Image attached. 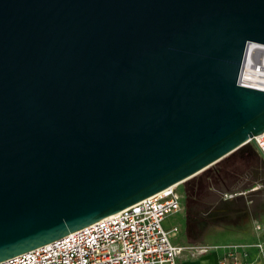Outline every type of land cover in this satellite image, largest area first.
Returning a JSON list of instances; mask_svg holds the SVG:
<instances>
[{"label": "water", "instance_id": "water-1", "mask_svg": "<svg viewBox=\"0 0 264 264\" xmlns=\"http://www.w3.org/2000/svg\"><path fill=\"white\" fill-rule=\"evenodd\" d=\"M264 0H0V263L264 134Z\"/></svg>", "mask_w": 264, "mask_h": 264}, {"label": "built area", "instance_id": "built-area-1", "mask_svg": "<svg viewBox=\"0 0 264 264\" xmlns=\"http://www.w3.org/2000/svg\"><path fill=\"white\" fill-rule=\"evenodd\" d=\"M255 143L264 155V134L256 137ZM234 197L235 194L224 195L226 199ZM181 205L182 197L174 186L0 264H177L185 252L194 248L174 245L169 236L178 229L165 230L162 223L180 212ZM255 230L261 231L259 226ZM223 249L225 253L219 264H249L247 258L252 249L256 250L258 258L264 254V245L259 242ZM199 251L206 252V249Z\"/></svg>", "mask_w": 264, "mask_h": 264}, {"label": "rangeland", "instance_id": "rangeland-1", "mask_svg": "<svg viewBox=\"0 0 264 264\" xmlns=\"http://www.w3.org/2000/svg\"><path fill=\"white\" fill-rule=\"evenodd\" d=\"M263 180V161L249 142L176 186L182 197L181 210L166 218L162 226L165 230L178 228V232L169 236L174 243H178L181 236L189 245L232 246L246 242L248 239L244 238L250 235V239L264 245V212L258 211V196L264 195V189L246 193ZM225 194H235L236 197L226 199ZM256 226L261 229L258 233ZM246 230H251V233L247 234Z\"/></svg>", "mask_w": 264, "mask_h": 264}, {"label": "crops", "instance_id": "crops-1", "mask_svg": "<svg viewBox=\"0 0 264 264\" xmlns=\"http://www.w3.org/2000/svg\"><path fill=\"white\" fill-rule=\"evenodd\" d=\"M263 164H264V162H263ZM258 188L264 189V180L261 183H259L257 187H253V186L250 187V189L248 191H246V193H253L255 191H258ZM258 199H259L258 205L260 207V209L258 211L259 212H264V195L263 194L259 195ZM250 202H251V198L248 200V203H250ZM173 228H175V227H173ZM169 230H171V229H169ZM246 233L250 234L251 230H246ZM244 239L245 240L248 239V240L246 242H243V243L232 244V246H234V245H244V244H253V243L256 242L254 239L253 240L250 239V235L246 236ZM173 244L176 245V246H184V247L194 248L193 251L185 252L177 260V264H219L222 255L225 253V250L223 248L227 247L225 245L211 246V247H208V245H206V246L189 245L187 243V241L185 240V238H183L181 236H180V240L178 241V243H174L173 242ZM201 248L206 249V252H200L199 250ZM247 260H248L249 264H264V254H263L262 258H258L256 250L252 249L248 253Z\"/></svg>", "mask_w": 264, "mask_h": 264}, {"label": "bare ground", "instance_id": "bare-ground-1", "mask_svg": "<svg viewBox=\"0 0 264 264\" xmlns=\"http://www.w3.org/2000/svg\"><path fill=\"white\" fill-rule=\"evenodd\" d=\"M241 79L246 86L264 89V46H250Z\"/></svg>", "mask_w": 264, "mask_h": 264}]
</instances>
